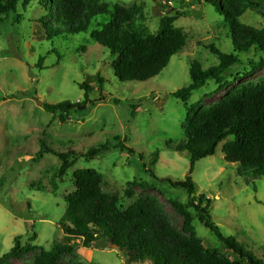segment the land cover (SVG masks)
I'll return each mask as SVG.
<instances>
[{"label":"rangeland","instance_id":"rangeland-1","mask_svg":"<svg viewBox=\"0 0 264 264\" xmlns=\"http://www.w3.org/2000/svg\"><path fill=\"white\" fill-rule=\"evenodd\" d=\"M39 1L32 0L25 11L19 8L18 22L12 14L0 23V264H32L42 249L49 250L56 243L74 246L72 254L61 255L60 264H150L128 260L122 251L106 243L84 248L80 238H67L57 224L65 209L64 197L74 189V170L94 168L102 174L107 193L121 195L128 182L135 181L134 196L121 199L124 208L140 195H154L171 224L181 229V217L168 199L186 203L188 194L161 180L184 181L189 170L188 151L175 149L184 137L187 110L172 93L190 83L192 60L203 68L219 63L218 57L199 43H212L223 52H232L224 16L203 0H99L109 5H136V23L152 33L157 31L163 11L185 12L174 25L184 31L186 42L168 65L146 81L122 82L113 74L109 51L89 35L91 29L109 19L108 15H97L86 32L49 41L40 26L39 19L47 12ZM262 3L259 8L244 0L240 22L264 28ZM238 56L240 62L224 76L229 83L224 89L217 90L215 81L208 80L192 92L187 104L210 108L241 85L264 84V69L257 68L262 53L251 48ZM97 73L105 79L101 90L107 100L84 114L71 113L65 122L45 111L43 103L83 100L80 84L84 81L91 87L89 97L97 98ZM138 103L132 116V105ZM114 135L125 138L133 153L110 146L90 158L78 156L62 177L57 156L49 152L37 155L42 141L60 152L74 149L85 153L99 143L113 142ZM231 139L227 137L213 155L195 162L190 177L195 194L211 199L210 220L264 263V176H239L237 164L224 160L221 148ZM154 153L158 159L151 165ZM189 211L204 246L224 254L219 239L199 222L193 208ZM33 234L34 251L2 259L16 239L22 246Z\"/></svg>","mask_w":264,"mask_h":264},{"label":"trees","instance_id":"trees-1","mask_svg":"<svg viewBox=\"0 0 264 264\" xmlns=\"http://www.w3.org/2000/svg\"><path fill=\"white\" fill-rule=\"evenodd\" d=\"M32 0H0V23L10 15L14 21L21 19L18 9L23 11ZM250 5L263 6L246 0ZM40 5L47 12L39 19L45 39L52 41L59 36L86 32L97 15H108L109 19L89 31V35L98 44L106 48L112 57L114 76L119 81H146L165 68L170 58L185 45L186 34L174 25L175 20L185 12L168 9L162 12L159 26L152 33L136 23L138 8L136 5L125 7L122 4L101 2L99 0H40ZM216 12L224 16L227 25L232 52L226 53L214 44H202L210 53L218 57L217 65L203 68L197 60L189 65L190 83L177 89L172 95L184 103L187 110L186 127L181 143L175 146L177 151H188L190 155L188 175L184 181H172L162 178L171 186L181 187L188 194L186 203L168 199V203L181 217V229L177 230L163 212L154 195H140L127 207L121 204L122 198H132L135 194V181L128 182L120 195L118 192L107 193L103 190L104 178L94 168H78L72 173L74 189L64 197L65 209L57 224L67 238L81 239L84 248L98 247L100 244L116 245L128 260L135 263L150 264H264L251 250L232 236L224 235L209 217L210 198L195 194V184L190 177L195 162L211 156L220 142L231 136L221 150L224 160L237 164L239 176H264V84L241 85L228 93L210 108H202L187 102L192 92L203 86L208 80H214L217 90L224 89L229 83L224 79L227 70L238 64L239 53L255 48L262 53L257 68L264 69V28H255L240 22L244 0H203ZM52 9L54 10L52 12ZM4 16V17H2ZM59 59V55L57 54ZM41 60L38 65H41ZM99 83V96L89 97L90 85L84 81L83 100L58 103H43L45 111L59 122H65L71 115L84 114L91 107L107 100L102 93L105 79L95 74ZM117 102V101H115ZM139 104V103H138ZM133 104L131 115L137 106ZM113 142L107 141L90 147L85 153L74 149L65 152L54 150L41 142L38 157L49 152L61 160L59 177L74 164L78 156L90 158L107 150L110 146L127 150L125 138L113 136ZM166 144L171 146L172 142ZM158 159L154 153L151 165ZM157 179L149 169L146 170ZM193 208L196 218L208 228L222 243L224 254L206 248L196 236L192 224ZM33 234L24 245L15 244L2 259L20 256L34 251L37 247L31 242ZM74 246L56 243L51 249H42L32 264H60L62 254H72ZM230 255V257L227 255ZM72 264V263H67Z\"/></svg>","mask_w":264,"mask_h":264},{"label":"water","instance_id":"water-1","mask_svg":"<svg viewBox=\"0 0 264 264\" xmlns=\"http://www.w3.org/2000/svg\"><path fill=\"white\" fill-rule=\"evenodd\" d=\"M40 104H41V103H40ZM108 246H109V247H112V248H117V246L114 245V244H112L111 242H109Z\"/></svg>","mask_w":264,"mask_h":264}]
</instances>
